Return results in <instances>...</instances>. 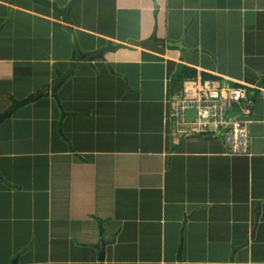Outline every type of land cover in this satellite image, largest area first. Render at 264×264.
Returning <instances> with one entry per match:
<instances>
[{
	"label": "crops",
	"instance_id": "obj_1",
	"mask_svg": "<svg viewBox=\"0 0 264 264\" xmlns=\"http://www.w3.org/2000/svg\"><path fill=\"white\" fill-rule=\"evenodd\" d=\"M71 18L0 0V115L70 69V28L83 53L110 49L77 65L62 106L0 123V264H264V0H77ZM153 36L187 50L136 45ZM180 66L258 93L230 113L250 121L248 155L176 131L195 81Z\"/></svg>",
	"mask_w": 264,
	"mask_h": 264
},
{
	"label": "built area",
	"instance_id": "obj_2",
	"mask_svg": "<svg viewBox=\"0 0 264 264\" xmlns=\"http://www.w3.org/2000/svg\"><path fill=\"white\" fill-rule=\"evenodd\" d=\"M248 92L220 85L218 82H187L184 97L175 108L176 131L183 136L222 139L229 154L247 155L250 129L247 120L232 117L230 113L248 100ZM189 113H196L190 121Z\"/></svg>",
	"mask_w": 264,
	"mask_h": 264
},
{
	"label": "water",
	"instance_id": "obj_3",
	"mask_svg": "<svg viewBox=\"0 0 264 264\" xmlns=\"http://www.w3.org/2000/svg\"><path fill=\"white\" fill-rule=\"evenodd\" d=\"M30 1L40 4L44 7L53 9L59 16L62 17V19L65 21L66 24L72 25L73 21L71 18V12L77 3V0H72L65 9H60L57 6L54 7L53 4L47 0H30ZM69 33L72 38V46H73V63L70 69L65 73H59L57 78L53 81L51 86H47L42 91H40L39 93H37L33 97H30L27 100L16 103L11 111H8L5 114H1L0 123L5 118L9 117L14 110H18L19 108L24 107L25 105L29 104L32 100H37L45 94L51 95L57 101V103L60 106H62V102L59 96V89L75 73L77 65L81 63H93L97 58L103 57L106 51L110 50L109 48H103L95 52L83 53L79 46L78 36L76 34V31L73 28H70ZM136 45L139 47L168 46L170 48H179L180 50H187V47L184 45L183 41L166 43L164 41L162 42L158 41L156 36H153L152 38L147 39V40L137 42ZM59 132L60 134H63L62 129H60ZM107 245H108V241H106L105 238L102 236L101 244L99 246L101 262H104L106 258ZM182 251H183V245L181 246L180 251H179V261L180 262L182 261Z\"/></svg>",
	"mask_w": 264,
	"mask_h": 264
},
{
	"label": "trees",
	"instance_id": "obj_4",
	"mask_svg": "<svg viewBox=\"0 0 264 264\" xmlns=\"http://www.w3.org/2000/svg\"><path fill=\"white\" fill-rule=\"evenodd\" d=\"M83 34V33H82ZM180 72L182 73H179V75H180V81L179 80H177V79H175L174 81L176 82H181L182 81V79H186V80H188V81H191V80H196L197 78H198V70H196V69H193V68H188V67H186V66H180ZM176 78V77H175ZM178 78V79H179ZM33 97V96H32ZM50 97V95H43L42 96V99H47V98H49ZM256 98H258V93H256V94H254L253 96H249L248 97V102L249 103H251L252 101H250V99L251 100H256ZM241 108L240 107H235L234 109H233V112H232V116H233V114H241ZM251 139V138H250Z\"/></svg>",
	"mask_w": 264,
	"mask_h": 264
},
{
	"label": "clouds",
	"instance_id": "obj_5",
	"mask_svg": "<svg viewBox=\"0 0 264 264\" xmlns=\"http://www.w3.org/2000/svg\"><path fill=\"white\" fill-rule=\"evenodd\" d=\"M197 81H199V80L196 79L195 81H191V82H197ZM202 81H203V82H204V81L216 82V81H214V80H203V79H202ZM242 89H243V88H242ZM244 90H246V91L248 92L247 89H244ZM249 96H250V95H248V97H249ZM248 97H247V98H248ZM245 102H246V101H245ZM182 137H183V136H182ZM250 138H251V135H250ZM250 143H251V139H250ZM249 153H250V146H249ZM249 153H248V154H249ZM248 154H247V155H248Z\"/></svg>",
	"mask_w": 264,
	"mask_h": 264
},
{
	"label": "rangeland",
	"instance_id": "obj_6",
	"mask_svg": "<svg viewBox=\"0 0 264 264\" xmlns=\"http://www.w3.org/2000/svg\"><path fill=\"white\" fill-rule=\"evenodd\" d=\"M181 89V88H180ZM179 91V90H178ZM222 140V139H221ZM224 143H225V141L224 140H222ZM236 249V248H235ZM238 249V248H237ZM235 252H236V250H235ZM234 255V254H233Z\"/></svg>",
	"mask_w": 264,
	"mask_h": 264
}]
</instances>
